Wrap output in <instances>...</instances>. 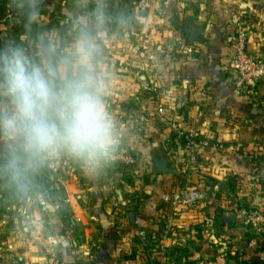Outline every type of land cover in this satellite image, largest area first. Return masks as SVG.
Listing matches in <instances>:
<instances>
[{
	"label": "crops",
	"instance_id": "0c3cea01",
	"mask_svg": "<svg viewBox=\"0 0 264 264\" xmlns=\"http://www.w3.org/2000/svg\"><path fill=\"white\" fill-rule=\"evenodd\" d=\"M158 1L109 0L114 15L132 20L105 34L110 111L119 144L137 157L135 168L124 172L129 180L110 164L89 175L71 160L51 174L64 188V216L57 197L41 196L12 216L23 223L20 239L38 223L40 230L32 231L45 232L52 264H264V220H249L253 210L264 216V81L239 92L229 66L238 24L247 31V50L264 57V0L199 3L190 15L203 25V43L178 32L166 0ZM46 2L53 7H42L38 27L60 41L68 32L63 10L75 0ZM177 3L184 13L185 4ZM181 128L210 140L196 160L184 148ZM161 161L168 170H156ZM191 190L199 194L193 203L186 201ZM230 205L240 209L224 222ZM40 235L30 242L35 249ZM11 246L1 243L0 264L8 263Z\"/></svg>",
	"mask_w": 264,
	"mask_h": 264
},
{
	"label": "clouds",
	"instance_id": "9594fccd",
	"mask_svg": "<svg viewBox=\"0 0 264 264\" xmlns=\"http://www.w3.org/2000/svg\"><path fill=\"white\" fill-rule=\"evenodd\" d=\"M0 3L25 34L0 39V188L29 204L39 200L53 160L71 159L89 175L114 160L120 134L108 103L105 34L129 21L110 11L109 0H75L63 10L68 32L57 41L38 27L51 3Z\"/></svg>",
	"mask_w": 264,
	"mask_h": 264
},
{
	"label": "built area",
	"instance_id": "2783aa9c",
	"mask_svg": "<svg viewBox=\"0 0 264 264\" xmlns=\"http://www.w3.org/2000/svg\"><path fill=\"white\" fill-rule=\"evenodd\" d=\"M146 5V3L144 2ZM247 31L241 24L236 25L230 36V46L232 48V54L230 58L229 66L235 72V88L237 91L253 92L258 84L264 81V57L256 54H252L247 50ZM158 109L163 111V106L158 105ZM171 125L177 128L175 121L171 122ZM181 136L183 137L184 148L188 150L193 160L198 158V148L208 146L210 140L207 137H200L196 131L191 129H179ZM71 162V159L58 158L53 160L49 164V168L52 170H59L66 168ZM136 155L125 145L119 144L116 156L110 163L112 167L120 166L122 172H130L136 166ZM199 194L195 190L188 191L186 193V201L193 203ZM249 220L253 225H257L258 222L264 220V216L253 210L250 212Z\"/></svg>",
	"mask_w": 264,
	"mask_h": 264
},
{
	"label": "rangeland",
	"instance_id": "374dc122",
	"mask_svg": "<svg viewBox=\"0 0 264 264\" xmlns=\"http://www.w3.org/2000/svg\"><path fill=\"white\" fill-rule=\"evenodd\" d=\"M164 0H159L158 2L164 3ZM182 1L185 6L183 7L184 9V13L179 14L178 12L181 11V8L179 9L178 6H181V3H177V0H166V3L164 4L166 6V11H167V17L170 20L171 24H173L178 32H182V27H181V22L183 23H187V22H192L193 18L192 15H190L192 12H195L199 9V3H203V5L207 4L208 0H205V3L203 2L204 0L198 1V0H179ZM219 1L216 0V4ZM201 7V6H200ZM208 7V5H207ZM6 11L3 10V4L0 3V39H4L7 38L9 36H15L17 39H23L24 35L21 33L22 30L21 28L16 25L14 23L13 17L12 15H9L6 17ZM182 16V18L180 19L179 17ZM186 16V17H184ZM47 198V201H49L52 196L48 195L44 192L41 193V197L42 198ZM59 203V208L62 207V204H64V200H61V198L57 197ZM21 203L17 204V205H12L8 211H6L3 215L6 216L8 215L9 220L7 219L6 216V221H4L2 224H0V245L2 242H4V240H7V242H11L12 243V255L11 257L8 259V263L7 264H52V259L50 260V253L48 252L49 247H46L45 244H43L45 241L43 239H41V236L43 235V233L45 232H39L40 227H37L38 223H36V226L32 227V222H31V226L29 228H27V230H31L30 235L26 236L25 239H20V237L16 236L19 234V231L22 229V221L18 219V221H16V219H12V216L16 217L18 214V207L20 206ZM19 205V206H18ZM58 206V205H57ZM232 206V207H231ZM244 207V206H242ZM249 206H247L246 208H248ZM231 210L234 213H237L240 209L239 205H230ZM18 210V211H17ZM60 210L63 212V215L67 213L66 211V207L63 206V208H60ZM58 212V211H57ZM2 215V216H3ZM15 220V222L13 221ZM25 224H29L25 221ZM45 224L42 226L41 224V230L43 231V228ZM33 229H39L38 231H32ZM19 230V231H18ZM39 232V233H38ZM40 235L41 240H39V242L41 243V245H39L38 242H36L37 244V249H35V247L30 245V242L33 243V241H37L36 237ZM4 245V244H2ZM4 246H1V248ZM20 254L23 255V259L21 261L16 260V255ZM42 254V255H41ZM39 256V257H38Z\"/></svg>",
	"mask_w": 264,
	"mask_h": 264
},
{
	"label": "trees",
	"instance_id": "16d2710c",
	"mask_svg": "<svg viewBox=\"0 0 264 264\" xmlns=\"http://www.w3.org/2000/svg\"><path fill=\"white\" fill-rule=\"evenodd\" d=\"M122 15L126 16L128 18V21H132L131 16L128 15L127 13L122 14ZM21 33L24 34L23 32H21ZM114 168L116 171L122 173V171L120 170V166L117 165ZM51 174H52V169L47 167L45 169V171L43 172L42 176L40 177V183L42 186L41 187V193L45 192L47 194V196L51 195L52 196L51 200H53L54 197H59V198H61V200H64L65 199L64 188L61 185L55 184V179L52 177ZM123 177L125 178V180H129V178H130L124 172H123ZM124 196L129 197V194L124 193ZM45 200H47L46 195H45ZM17 204H19V202L11 195V193L9 192L8 189L0 188V218H3V216H4L3 214L6 211H8V209L12 205H17ZM63 205L64 204H62V207H60V208H63ZM5 221L8 222L6 219H5ZM67 227H68V225H67Z\"/></svg>",
	"mask_w": 264,
	"mask_h": 264
},
{
	"label": "water",
	"instance_id": "95a60500",
	"mask_svg": "<svg viewBox=\"0 0 264 264\" xmlns=\"http://www.w3.org/2000/svg\"><path fill=\"white\" fill-rule=\"evenodd\" d=\"M182 33L187 36L188 41L192 42L194 40L203 43L205 41V36L202 34L203 25L202 24H194L191 21L187 23L181 22ZM157 171L168 170L165 167V161H161L156 165ZM133 217V213H131ZM222 217L224 222H229L230 220L235 218V213L231 210H225L222 212Z\"/></svg>",
	"mask_w": 264,
	"mask_h": 264
}]
</instances>
